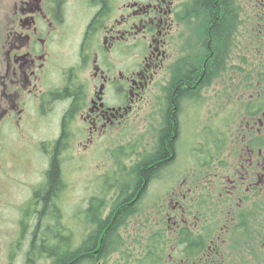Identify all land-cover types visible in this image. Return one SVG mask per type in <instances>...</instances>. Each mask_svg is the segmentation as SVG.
I'll return each mask as SVG.
<instances>
[{
    "label": "flooded vegetation",
    "instance_id": "obj_1",
    "mask_svg": "<svg viewBox=\"0 0 264 264\" xmlns=\"http://www.w3.org/2000/svg\"><path fill=\"white\" fill-rule=\"evenodd\" d=\"M196 1L0 0L5 5L0 13V136L10 129L8 140L15 141L11 131L16 128L43 148L49 163L45 185L54 159L61 169L67 153L85 158L90 167L97 165L102 172L95 180L88 166L89 187L102 189L106 200L93 197L89 202L103 200L102 213L112 206L108 215L125 205L159 215L170 235L166 264H224L225 254L219 249L220 242H227L224 235L234 227L241 232L237 216L264 199V82H249L248 73L253 63L248 59L254 54L264 59V48L255 52L251 48L253 34L264 38V0H246L254 9L244 21L239 16L230 32L233 39L239 33L247 41L244 57H229L234 76L226 110L230 117L241 118L237 134L229 138L232 147L228 152L218 144L203 149L201 182L194 187L186 179L179 186L165 183L164 194L146 203L149 191L160 187L158 180L176 163L185 143L188 103L201 106L206 99L202 78L191 87L195 94L177 95L179 88L189 89L176 79L178 74L187 76L189 68L203 73L212 57L205 54L204 33L189 27ZM243 60L245 80L237 73ZM217 84L216 100L224 102ZM258 86L260 105L254 100ZM53 119L55 133L51 136L44 129L37 138L33 126L40 122L50 126ZM163 143L168 155L151 165L147 159L156 156ZM159 164L146 179L145 173ZM60 178L57 198L64 187L62 174ZM202 191L215 197L218 209L226 212V225L215 237L203 225L196 202ZM244 230L249 231L247 238L253 235ZM255 263L264 264V259Z\"/></svg>",
    "mask_w": 264,
    "mask_h": 264
},
{
    "label": "rangeland",
    "instance_id": "obj_2",
    "mask_svg": "<svg viewBox=\"0 0 264 264\" xmlns=\"http://www.w3.org/2000/svg\"><path fill=\"white\" fill-rule=\"evenodd\" d=\"M239 2L242 9L240 19L244 21V16L253 10L254 7L252 6L250 9L246 6V0ZM4 8V3L0 2L1 14H4ZM240 42L246 44L247 41L243 39ZM260 45H264V38L262 37L251 41V48L255 49V51L258 50ZM241 56L244 57V53ZM255 59L256 56L254 55L252 60L248 59V61L253 62L251 69H248V73L252 69L258 72L264 71V59L257 58L256 61ZM260 62L263 66H261ZM232 68H234V64L229 67H223L222 71L219 69V77H214L209 81L210 83L207 84L208 86L204 92L206 98L204 99V104L197 106L193 103H188L187 112H185L183 119L185 121V143L179 148V156L176 163L168 169V172H164L163 177L158 180L160 187L156 192L153 190L149 191L147 204L150 205L154 198L157 200L156 197L158 195L164 194L165 183L166 185L176 184V186H179L180 182L186 179L189 186L194 187L201 182L198 177L200 158L204 154L203 149H212L214 144L223 146L227 152L231 149L232 145L230 144L232 141L229 138H234L241 123L240 116L234 118L236 114L234 117H230L228 112L231 113V111L226 110L229 102L227 96L232 94V90L229 91L231 79L234 76ZM245 68L246 61L243 60L241 69L245 72ZM245 76V73L242 74L241 80H245ZM250 76L253 79L249 78V82L261 81L257 75L252 74ZM217 83L221 84V94H223L224 102L216 100V95L219 92ZM258 88L256 90L257 96L254 100L259 104L261 92L259 91L260 88ZM253 106L255 105L253 104ZM54 122L55 119L51 120L50 126H46L41 122L33 126L36 137H41L44 129H47L48 134L52 136L56 127ZM14 129L15 131H11V137H15L17 140H8L10 129H8L6 134L0 136V264H52L50 253L48 254L44 248H39L43 244V242H39L44 236L45 230L54 232V226H59L60 223L63 229L59 226L60 234L58 232L55 233H58L57 238H63L62 243H66L70 250L71 248L79 249L87 242L92 231V224L88 220L86 211L95 203H103V200L98 202V199H93L91 203L89 201L93 197L106 200V196L101 191L102 189H90L89 168L93 173V180H95L96 176L99 178L102 169L93 164L90 167L85 158L76 159L72 154L69 155L67 153L64 160L61 161L60 173L63 175L64 187L61 189L62 194L57 198L56 220L52 221L55 222V225L53 223L46 227L47 225L43 224V218L38 223V228H36L37 218H34V215L36 209L40 210L41 206L35 204L33 193L40 191L45 185L43 180L46 178L48 170V156L41 146L38 147L37 144L26 140L24 135L19 133L16 128ZM17 135L19 137H16ZM110 171L111 169L109 168L108 172ZM186 189L185 187L184 190ZM196 195L194 191L193 196ZM196 202L202 211L200 216L202 220L204 219L203 225L211 229L215 237L219 233L220 228L226 225V212H221L218 209L216 198L206 192H203ZM111 207L106 209L103 217L108 216ZM251 208L255 210L256 218L253 223H249L248 227L253 232V235L247 238L245 233L249 231L242 229L241 232H238L235 227L228 235H224L223 239H227V242L226 244L220 242L219 248L222 255L225 254L224 264H251L252 261H254L252 264H256V261L261 262L264 259V199H258L256 203L251 204ZM145 220H147V225L143 227L144 229H141L144 232L143 238H140V223ZM205 222L208 224L205 225ZM238 223L241 222L236 224ZM164 226H166V223L162 222L159 215H154V213H148L147 210H144L137 218L131 220L126 227L120 229L121 242L124 243V247L120 248V251H116L105 260L96 257L94 263L91 259L84 263L124 264L126 256H123L121 252L126 251L127 255L131 256L129 264H135L137 259L143 255L144 245L148 243L146 238L152 237L158 231H164L167 237L170 236ZM35 232L36 236H34ZM169 248L170 243L168 245Z\"/></svg>",
    "mask_w": 264,
    "mask_h": 264
},
{
    "label": "trees",
    "instance_id": "obj_3",
    "mask_svg": "<svg viewBox=\"0 0 264 264\" xmlns=\"http://www.w3.org/2000/svg\"><path fill=\"white\" fill-rule=\"evenodd\" d=\"M239 1L241 0H197L194 8L190 10L188 17L189 27L196 32H200L201 34L204 33V47L207 48L205 54L212 57L211 60L207 62L203 73L200 69L196 70L189 68V71L186 73L187 76H182L181 73L178 74L176 79L186 82L189 85V89L182 91L181 88H179L177 95L180 96L181 94H189L191 96L192 94H195L196 91H191V87L195 86L198 78H202L207 87L209 81L217 75L218 67H220V71H222L223 67H228V64L230 65V58H228L227 61L225 60L226 57H231L235 54L238 58L239 55L244 53L245 44L240 42L243 40V38L240 37V34L238 33L237 37L234 39L230 36L234 23L237 22L238 24L239 16H241L240 14L242 13ZM236 28L238 30V26H236ZM255 39L258 38H255L253 34V40ZM263 47L264 45L259 46V48ZM253 51L255 52V49H253ZM254 56L256 55L254 54ZM260 64L263 66L261 62ZM191 69L192 71H190ZM237 73L242 75L245 72L241 68L237 67ZM252 74L257 75L261 81H264V71L258 72L257 70L252 69L250 75ZM204 82H200L199 85ZM175 83L181 85V82ZM167 155L168 150L163 143L156 156L153 155L149 157L147 161L151 159V165H153L159 161V159H165L164 157ZM161 166L162 164L154 165L151 170L145 173L146 179L151 176V173H154V171L159 169ZM60 174L58 161L54 159L49 173L50 179L48 183L40 189L42 192L39 191L38 196L35 197V204L41 206L40 210L36 209L34 215V218H37L36 228H38V223H40L43 218V224L47 225L46 227H48V225H52L53 223L55 224V222L52 221L56 220L55 201L57 200L56 193L61 187ZM100 208H104L103 205L101 206V202L99 203V207L92 205L91 209L86 212L88 214V220L92 224V231L87 242L75 252L71 251L66 243H62L63 238H56L53 240L50 238L54 236L53 233L44 229L45 234L39 242H43V244H41L39 248L49 250L47 253H50V257L54 259L53 264H85L84 260L81 259L84 257L86 252L91 253V257L88 258L87 261L91 259L94 263L97 257L95 255V251L98 248H102L99 252L100 255L98 258H103L105 260L120 248L124 247V243L121 242L120 229L122 227H126L128 223L134 218H137L140 213L142 214L143 210H139L138 207L135 208L132 205H125L122 208L118 206V212L111 213L107 217H103V213L100 211ZM254 213L255 210L252 209L249 212H245L244 214L237 216V222H241L242 228L249 229V223H253L256 218ZM146 225L147 220L140 223V238H143L144 232L141 229H144L143 227ZM34 236H36V232L34 233ZM100 237L103 238V246L99 243ZM146 239L148 243L144 245V250L142 251L143 255L137 259L135 264H166V257L168 254L167 250L170 242L169 237L165 235L164 231H158L157 233H154L152 237ZM121 253L123 256H126L124 258L126 261L124 264H129L131 256H128L126 251H122Z\"/></svg>",
    "mask_w": 264,
    "mask_h": 264
},
{
    "label": "bare ground",
    "instance_id": "obj_4",
    "mask_svg": "<svg viewBox=\"0 0 264 264\" xmlns=\"http://www.w3.org/2000/svg\"><path fill=\"white\" fill-rule=\"evenodd\" d=\"M158 179V176L156 177V178H153L152 179V182L154 181V180H157ZM55 225V224H54ZM59 226H60V223H59ZM59 226H54V228H55V230H54V232H52L53 233V235L54 236H52V237H50L51 239H53V240H55L56 238H57V236H58V233L60 232V228H58ZM61 227V226H60ZM62 228V227H61ZM63 229V228H62ZM55 232H58V233H56L55 234ZM60 234V233H59ZM99 243H100V245H102L103 246V238L102 237H100V239H99ZM98 243V244H99ZM46 252H49V250H46V249H44ZM100 250H102V248H98L96 251H95V255L97 256V257H99V252H100ZM44 256H45V254H44ZM46 257V256H45ZM51 258V257H50ZM46 259H47V257H46ZM87 259H88V257H83L81 260H84L85 261V263H86V261H87ZM51 263L53 264V261H54V259L53 258H51Z\"/></svg>",
    "mask_w": 264,
    "mask_h": 264
}]
</instances>
